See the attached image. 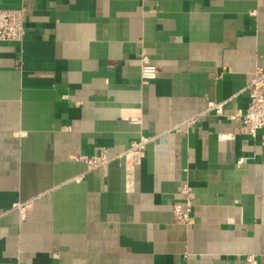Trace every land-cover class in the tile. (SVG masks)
Here are the masks:
<instances>
[{"label":"crops","instance_id":"crops-1","mask_svg":"<svg viewBox=\"0 0 264 264\" xmlns=\"http://www.w3.org/2000/svg\"><path fill=\"white\" fill-rule=\"evenodd\" d=\"M0 8H24L26 30L0 41V264H264V145L232 117L264 66V0ZM141 55L158 67L146 83ZM210 100L223 115L176 128ZM142 136L153 139L131 190L123 159L92 170L73 159ZM182 184L188 225L173 214Z\"/></svg>","mask_w":264,"mask_h":264},{"label":"built area","instance_id":"built-area-1","mask_svg":"<svg viewBox=\"0 0 264 264\" xmlns=\"http://www.w3.org/2000/svg\"><path fill=\"white\" fill-rule=\"evenodd\" d=\"M24 8H0V41H22L25 30ZM141 70L140 80L146 83L154 79L158 74L157 65L150 62L145 55L140 56ZM246 91L249 95V102L244 112H237L234 116L241 121L238 132L249 134L256 138L260 135L261 143L264 145V66L257 67L251 75L249 83L246 86ZM224 103L210 100L207 109L204 112L193 115L186 119L181 125L190 127L196 124L200 118L213 112L217 116L224 114ZM232 134L221 133L218 138L221 141L231 139ZM152 136H142L138 140L133 141L128 147L117 155L110 156L107 148L100 147L98 151L92 155L80 154L74 156L75 160H83L87 164V169L92 170L101 166H105L112 160L123 159L125 167V187L126 190L133 189L135 178V166L138 164L144 155L146 144L152 140ZM245 162V158L238 159L237 164ZM179 192L185 196L184 201L177 202L173 205L174 220L178 223L188 225L192 222V198L193 192L188 184L179 186ZM15 209L22 212L25 208L23 203H18L14 206ZM3 213H0V217ZM1 233V226H0ZM249 264H255L256 260L253 255L247 258Z\"/></svg>","mask_w":264,"mask_h":264}]
</instances>
